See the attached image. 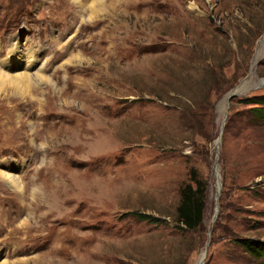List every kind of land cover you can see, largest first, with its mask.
Instances as JSON below:
<instances>
[{"label":"rangeland","instance_id":"374dc122","mask_svg":"<svg viewBox=\"0 0 264 264\" xmlns=\"http://www.w3.org/2000/svg\"><path fill=\"white\" fill-rule=\"evenodd\" d=\"M38 66L50 82L0 85L20 179H0V264H199L207 243L203 264H260L238 239L264 241V123L242 101L264 97V0H0V69ZM193 175L207 208L186 231Z\"/></svg>","mask_w":264,"mask_h":264},{"label":"trees","instance_id":"16d2710c","mask_svg":"<svg viewBox=\"0 0 264 264\" xmlns=\"http://www.w3.org/2000/svg\"><path fill=\"white\" fill-rule=\"evenodd\" d=\"M242 101L246 104L252 105L251 117L256 120V122L261 121L264 123V97L248 96L243 98ZM192 182L186 184L180 190L181 198L177 206L175 219L178 223V226L186 231H197L202 227L207 208V182L194 175L192 177ZM136 215L144 220L149 219V221L152 222L160 221L158 218L147 214L136 213ZM238 242L255 258L261 260L260 264H264L263 240L253 238H239Z\"/></svg>","mask_w":264,"mask_h":264},{"label":"bare ground","instance_id":"6f19581e","mask_svg":"<svg viewBox=\"0 0 264 264\" xmlns=\"http://www.w3.org/2000/svg\"><path fill=\"white\" fill-rule=\"evenodd\" d=\"M79 2H80V0H74V3H77L78 5H79ZM15 52L16 53L19 52L28 58L27 66L35 67L38 65L37 59L35 58L34 54L25 55L24 52H22V50L18 47L15 49ZM6 59H8V58H6ZM73 60H74V56H72L71 59H69V62H72ZM85 60L86 59H83L82 61H85ZM41 70H42V67L38 66L36 68V72L26 71L25 73L22 72V73H15V74L10 75V74L5 73L3 70L0 69V85H2V84H8V85H10V84H21V85H25V86H30V85H38V84L44 83V82H47V83L50 82V77L42 74ZM0 179L4 180L6 183H8L14 187L19 186L20 179L18 177L13 176L12 174L5 173V171H0ZM21 224L23 226H27L29 224V221L25 220ZM24 261L26 262L27 260H24ZM24 261L22 260V262H24ZM1 264H14V263H11L10 261H4Z\"/></svg>","mask_w":264,"mask_h":264},{"label":"water","instance_id":"95a60500","mask_svg":"<svg viewBox=\"0 0 264 264\" xmlns=\"http://www.w3.org/2000/svg\"><path fill=\"white\" fill-rule=\"evenodd\" d=\"M238 92H239V86L235 87L233 90H231L226 95V97H225L224 100L226 101V103H228V105L238 95ZM229 108H230V106H228V108L226 110V116L229 113ZM225 119L226 118H224L223 121H222V128L224 126ZM221 139H222V137H221V134H220V136L218 137V139L216 141L217 148H219V146H220ZM213 168H214V171H215L216 186H217V193H216V212H215V216H214V220H216L217 215H218L219 210H220V196H221V189H222V186H223V182L221 181L222 174H221V168H220V163H219V155L215 159ZM208 245H209V243H207V246L205 248V251L202 254V257L200 259L199 264H203L204 258L206 257V254H207V251H208Z\"/></svg>","mask_w":264,"mask_h":264}]
</instances>
